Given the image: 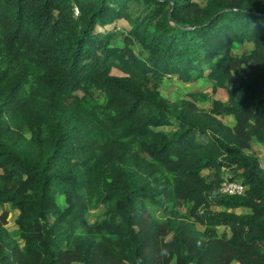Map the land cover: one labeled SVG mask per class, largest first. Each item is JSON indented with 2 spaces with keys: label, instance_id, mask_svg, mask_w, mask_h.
I'll list each match as a JSON object with an SVG mask.
<instances>
[{
  "label": "trees",
  "instance_id": "obj_1",
  "mask_svg": "<svg viewBox=\"0 0 264 264\" xmlns=\"http://www.w3.org/2000/svg\"><path fill=\"white\" fill-rule=\"evenodd\" d=\"M120 18L139 53L112 41L106 25ZM245 41L250 52H231ZM165 75L204 76L227 100L194 89L169 101ZM253 140L264 145V0H0V204L19 210L17 228L0 225V264H104L103 244L151 264L135 227L145 199L164 209L175 264H264ZM225 181L243 192H222ZM59 194L84 211L104 204L96 229L73 232ZM196 222L232 235L201 239Z\"/></svg>",
  "mask_w": 264,
  "mask_h": 264
},
{
  "label": "rangeland",
  "instance_id": "obj_2",
  "mask_svg": "<svg viewBox=\"0 0 264 264\" xmlns=\"http://www.w3.org/2000/svg\"><path fill=\"white\" fill-rule=\"evenodd\" d=\"M199 4H204L206 0H194ZM136 5V4H135ZM134 4L130 5V11L133 14H138L139 9ZM107 28L113 27V36L112 41H117L121 45H126L127 53L129 55H134L140 52V44H138L135 39L128 37L127 32L129 25L124 18L117 19L115 22L106 25ZM97 29H103V27L97 26ZM252 49V44L250 42H233L231 45V52L233 54L248 53ZM162 67V65L160 66ZM248 70V67L245 68ZM245 70H241V76ZM112 72L117 74H123L117 68H112ZM233 79L229 82V86L233 83L237 84L239 78L237 73L232 72ZM214 82L206 77H201L193 81H182L176 75H165L159 83V92L160 94L167 98L169 101H173L177 98L185 96L187 91L199 89L202 91L209 92L210 98H218L226 102L227 92L225 89L217 88L215 91H212L211 88ZM209 101L200 102L201 106H209ZM224 120L233 125L235 123V118L232 115L225 116ZM165 130H170V126H163ZM28 135V133H25ZM249 150L254 151L258 154L261 165L264 164V147L258 142L253 141L252 146ZM231 174L232 171L224 169V174ZM56 202L61 207V209H67L69 216L72 217L71 228L73 232H83L90 229H96L97 221L103 218L105 205L100 204L98 207H88L86 211L82 210L80 204H75V206L68 207L71 200L68 199L64 194H59L56 196ZM145 206L141 211L140 216L135 222V227L138 230V234L145 239L147 243L145 248V253L148 254V262L151 264H175L177 262L176 253L173 251V243L169 241L170 235L172 232L168 231L165 227V224L162 222V219L166 216L164 209L158 207L152 203L149 199L144 200ZM213 208H219V206H212ZM185 206L181 207V211H186ZM239 213H246L248 210L245 208H236L233 209ZM19 216V210L14 208L9 203L0 204V225L6 227L8 230L12 231L17 228L16 219ZM207 227V228H206ZM209 227V228H208ZM194 229L201 232L206 231L204 235L199 234L198 237L201 239H207L209 236L218 237L223 240H226L227 237L232 235L230 228L224 226H215L209 225L205 226L198 222L194 223ZM207 229V230H206ZM17 241L22 244V239L17 236ZM173 241V240H172ZM175 243V242H174ZM107 246L103 244L95 248V252L98 255L100 252H104L105 256L103 258L104 264H123L117 258L109 254V249H106ZM236 260H231V264H238ZM16 264V263H15ZM69 264H86L85 262L79 260H73ZM90 264H96V261L93 260Z\"/></svg>",
  "mask_w": 264,
  "mask_h": 264
},
{
  "label": "built area",
  "instance_id": "obj_3",
  "mask_svg": "<svg viewBox=\"0 0 264 264\" xmlns=\"http://www.w3.org/2000/svg\"><path fill=\"white\" fill-rule=\"evenodd\" d=\"M244 190V185L238 181H225L221 187L224 193H241Z\"/></svg>",
  "mask_w": 264,
  "mask_h": 264
},
{
  "label": "crops",
  "instance_id": "obj_4",
  "mask_svg": "<svg viewBox=\"0 0 264 264\" xmlns=\"http://www.w3.org/2000/svg\"><path fill=\"white\" fill-rule=\"evenodd\" d=\"M226 116H229V115H226ZM225 117V116H224ZM224 117H223V120H224ZM225 121V120H224ZM226 122V121H225ZM253 141H256V140H253ZM253 141L251 142V146H252V144H253ZM256 142H258V144H260V145H262L263 147H264V145H263V143H261V142H259V141H256ZM252 151V150H251ZM257 157H258V159H259V156H258V154H256L254 151H252ZM259 162H260V159H259ZM261 164V163H260ZM263 168H264V164H262L261 165Z\"/></svg>",
  "mask_w": 264,
  "mask_h": 264
}]
</instances>
